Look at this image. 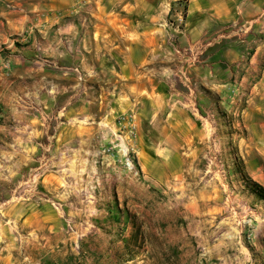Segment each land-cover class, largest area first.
Wrapping results in <instances>:
<instances>
[{
    "label": "rangeland",
    "instance_id": "obj_1",
    "mask_svg": "<svg viewBox=\"0 0 264 264\" xmlns=\"http://www.w3.org/2000/svg\"><path fill=\"white\" fill-rule=\"evenodd\" d=\"M258 4L241 25L210 38L222 40L211 62L226 55L225 87L213 75L200 85L179 71L174 112L195 126L167 128L161 118L138 126L136 110H106L99 93L95 136L80 152L50 160L47 170H1L16 173L0 182V214L9 200L44 194L58 212L60 240L32 248L17 235L0 264H264V0ZM14 49L0 48V67L14 69L24 50ZM88 120L77 119L82 128ZM177 132L192 138L181 142Z\"/></svg>",
    "mask_w": 264,
    "mask_h": 264
},
{
    "label": "crops",
    "instance_id": "obj_2",
    "mask_svg": "<svg viewBox=\"0 0 264 264\" xmlns=\"http://www.w3.org/2000/svg\"><path fill=\"white\" fill-rule=\"evenodd\" d=\"M258 6V0H0V48L24 49L13 70L0 67V182L16 173L1 170H47L50 160L91 143L99 93L106 110H136L138 126L143 120L155 126L158 118L167 128L195 126L174 112L179 71L200 85L213 75L215 86L225 87L219 74L226 55L211 62L222 40L210 38L241 25ZM99 77L110 80L106 87L97 85ZM82 115L85 128L77 121ZM185 135L176 133L181 142L192 138ZM43 195L3 203L0 263L14 254L17 235L32 248L60 240L58 212Z\"/></svg>",
    "mask_w": 264,
    "mask_h": 264
},
{
    "label": "built area",
    "instance_id": "obj_3",
    "mask_svg": "<svg viewBox=\"0 0 264 264\" xmlns=\"http://www.w3.org/2000/svg\"><path fill=\"white\" fill-rule=\"evenodd\" d=\"M127 165H128L130 168H132V164H131V162H128Z\"/></svg>",
    "mask_w": 264,
    "mask_h": 264
},
{
    "label": "trees",
    "instance_id": "obj_4",
    "mask_svg": "<svg viewBox=\"0 0 264 264\" xmlns=\"http://www.w3.org/2000/svg\"><path fill=\"white\" fill-rule=\"evenodd\" d=\"M261 190L264 192V189L261 188ZM262 191H261V192H262Z\"/></svg>",
    "mask_w": 264,
    "mask_h": 264
}]
</instances>
